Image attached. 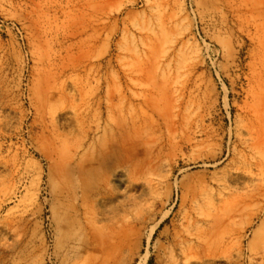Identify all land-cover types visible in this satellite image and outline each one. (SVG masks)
<instances>
[{
	"label": "rangeland",
	"instance_id": "374dc122",
	"mask_svg": "<svg viewBox=\"0 0 264 264\" xmlns=\"http://www.w3.org/2000/svg\"><path fill=\"white\" fill-rule=\"evenodd\" d=\"M0 264H264V0H0Z\"/></svg>",
	"mask_w": 264,
	"mask_h": 264
}]
</instances>
